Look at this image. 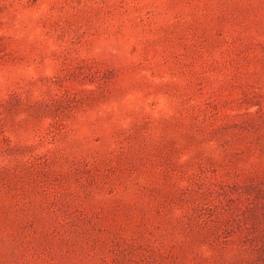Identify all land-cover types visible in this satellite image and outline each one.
Wrapping results in <instances>:
<instances>
[{
    "label": "rangeland",
    "instance_id": "1",
    "mask_svg": "<svg viewBox=\"0 0 264 264\" xmlns=\"http://www.w3.org/2000/svg\"><path fill=\"white\" fill-rule=\"evenodd\" d=\"M0 264H264V0H0Z\"/></svg>",
    "mask_w": 264,
    "mask_h": 264
}]
</instances>
